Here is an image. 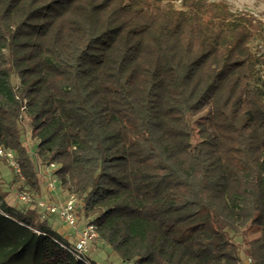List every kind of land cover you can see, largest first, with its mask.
<instances>
[{"label": "trees", "instance_id": "16d2710c", "mask_svg": "<svg viewBox=\"0 0 264 264\" xmlns=\"http://www.w3.org/2000/svg\"><path fill=\"white\" fill-rule=\"evenodd\" d=\"M263 48L264 20L225 0H0V146L22 192L47 197L55 164L57 195L95 225L90 248L128 264H264ZM6 194L0 264H85ZM247 225L260 234L241 251L229 232Z\"/></svg>", "mask_w": 264, "mask_h": 264}, {"label": "rangeland", "instance_id": "374dc122", "mask_svg": "<svg viewBox=\"0 0 264 264\" xmlns=\"http://www.w3.org/2000/svg\"><path fill=\"white\" fill-rule=\"evenodd\" d=\"M229 4L230 8L235 11L246 12L249 15H252L256 19L264 20V0H225ZM257 44L263 45L261 41L255 40L252 42V46L255 47ZM264 49V48H263ZM12 83L14 86L18 85V79L15 75L12 76ZM207 114V109L200 111L196 115H189L188 116V130L191 135V144L194 145L198 142L201 137L198 132V125L205 121ZM21 129L24 134V141L27 145H31L36 142L33 138L30 137V119L28 116L24 115L21 121ZM30 158L32 159L33 165L37 166L40 165V159L35 156L34 154L29 153ZM39 166L37 169H40ZM47 175H51V171H47ZM42 177V176H41ZM43 181L46 179L43 177ZM26 189L25 184L23 183L22 179H20L15 174V170L13 167L7 163L5 160H0V192L7 193L5 196L4 201L13 209H21L24 208V203L20 200V194L23 190ZM46 185L43 186L42 194L44 196H48ZM37 199L43 197H35ZM65 198V197H64ZM24 204V205H23ZM30 205L34 206L35 204L30 203ZM40 212L38 213L39 219L49 218L53 221V225L60 235H66L68 237L69 243H73L75 239V235L79 227L83 226L87 223L89 218L86 215L78 214L81 217L79 218V223L76 229H67L64 228L63 224L59 221L56 222V219L53 220V215H48L43 209L39 208ZM58 221V220H57ZM232 235V240L239 246L240 250L244 249V243L246 240H251L259 236L260 230L251 225H247L241 231L234 233L232 231L229 232ZM95 246V244H94ZM89 253L93 256L96 261H108L110 264H128L122 262L115 253L111 251L109 247H107L104 243H102L98 247L90 248ZM240 251V253H241Z\"/></svg>", "mask_w": 264, "mask_h": 264}, {"label": "built area", "instance_id": "2783aa9c", "mask_svg": "<svg viewBox=\"0 0 264 264\" xmlns=\"http://www.w3.org/2000/svg\"><path fill=\"white\" fill-rule=\"evenodd\" d=\"M21 110L25 111V100L22 102ZM35 140V139H34ZM0 158L9 163L18 175L21 176V170L14 158V153L11 150H6L0 146ZM55 167V164L50 163L42 174L46 179V188L48 196L45 198H35L30 193L21 192L20 200L25 204L33 203L37 207L43 209L47 214L54 215L67 229H76L79 223L76 197L74 194H69L65 198H60L56 191V179L52 175H47ZM97 236L95 225L92 222H87L79 227L73 243L61 244L69 252H71L76 259L85 264H106L103 261H96L89 253L90 243ZM66 237V236H65ZM68 240V238L66 237ZM246 262H250L247 259Z\"/></svg>", "mask_w": 264, "mask_h": 264}, {"label": "crops", "instance_id": "0c3cea01", "mask_svg": "<svg viewBox=\"0 0 264 264\" xmlns=\"http://www.w3.org/2000/svg\"><path fill=\"white\" fill-rule=\"evenodd\" d=\"M64 236H66V235H64ZM67 237V236H66ZM68 238V237H67Z\"/></svg>", "mask_w": 264, "mask_h": 264}]
</instances>
